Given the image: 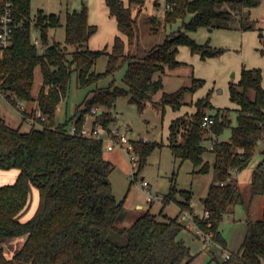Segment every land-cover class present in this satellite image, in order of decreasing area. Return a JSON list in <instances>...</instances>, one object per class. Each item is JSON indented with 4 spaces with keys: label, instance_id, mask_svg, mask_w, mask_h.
Wrapping results in <instances>:
<instances>
[{
    "label": "trees",
    "instance_id": "1",
    "mask_svg": "<svg viewBox=\"0 0 264 264\" xmlns=\"http://www.w3.org/2000/svg\"><path fill=\"white\" fill-rule=\"evenodd\" d=\"M145 2L128 0L125 5L123 0H105L128 46L137 43L139 38L137 15L132 14L131 8L136 6L139 13L145 9ZM30 3L31 0H15L11 43L0 47V100L3 97L17 107L21 116L19 124L12 126L0 107V169L18 170L14 182L0 185V239L25 236L21 248L12 257L0 248V264H17V261L26 264H190L194 255L176 236L186 225L180 218L181 213H194L189 204L191 191L172 185L164 195V203L174 200L179 205L180 211L175 216L162 210L155 214L147 209L129 225L120 226L117 222L125 215L124 199L117 200L113 194L109 174L115 165L105 158L104 143L68 130L74 123L79 131L93 106L100 110L96 121L104 125L112 123L115 120L112 108L119 96H126L140 111L147 104L161 113L166 106L179 110L189 103L185 100L187 94L194 95L203 86L204 79L192 76L190 85L163 91L158 100L153 96L163 88L162 74L184 63L178 59L180 47L186 46L200 59L219 56L225 50L198 43L187 31L200 26L255 29L249 8L257 5L258 0H175L174 10L163 20L151 15L148 20L154 25V31L161 23L177 20L182 21L180 27L141 54L130 48L125 50V40L120 34L115 35L110 50L90 49L88 41L97 28L88 21L86 5L66 12L63 41H49V29L61 25L60 15L37 9L32 16ZM2 11L0 2V14ZM32 26L38 31L39 43L34 42ZM259 52L264 56V42ZM101 55L107 57L106 68L95 72L93 66ZM125 63L122 80L126 87L117 86L112 78L108 85L90 89L74 115L64 122H55L57 107L68 96L73 72L77 85L87 87L113 76ZM37 66L41 69L42 86L35 96L32 85ZM262 80V68L242 66L239 78L229 81V99L237 106L234 109L237 121L230 126L228 139H215L209 148L204 145V140L210 139L201 126L206 112L215 117L211 134H221L230 124L223 112L231 108L214 109L211 89L194 102L191 99L194 111L174 117L168 127L167 145L174 157L180 162L190 160L194 173H213L202 197L203 210L209 216L199 218L195 213L193 219L222 248H226V241L219 231V223L235 205L244 203L233 172L247 167L257 152V142L264 136ZM36 107L46 116L45 121L35 117ZM25 122L30 127L22 130ZM132 143L138 155L134 180L148 155L161 143L141 138L133 139ZM206 150L213 153L212 160L205 159ZM250 186L252 196L264 198V160L252 170ZM33 188L38 193L37 205L28 218L21 219L31 207ZM218 263L264 264V203L262 216L248 220L239 249Z\"/></svg>",
    "mask_w": 264,
    "mask_h": 264
},
{
    "label": "rangeland",
    "instance_id": "2",
    "mask_svg": "<svg viewBox=\"0 0 264 264\" xmlns=\"http://www.w3.org/2000/svg\"><path fill=\"white\" fill-rule=\"evenodd\" d=\"M124 4L128 3V0H123ZM82 5H86L89 13V22L96 26V32L89 39L90 48H104L107 44H110V40L114 34L118 33L116 19L109 14L105 0H31L30 8L31 15L34 16L37 9H42L44 12H54L60 15L61 25L56 28L49 29V41L53 39L63 41L64 40V22L65 14L67 11L73 9H79ZM132 14L137 15V23L139 26V38L137 43L129 46L132 52H139L141 54L144 50L150 48L151 46L161 43L164 38L175 32L181 25V20H177L171 24L158 25L156 31H154V25L148 20L149 11L143 9L137 13L136 6L131 8ZM249 18L257 30L259 40L261 45L264 42V36L262 28H264V0H258V4L249 8ZM158 19V18H155ZM189 19L187 16L186 21ZM163 20V19H161ZM31 24H34V20H31ZM252 30V29H251ZM241 29H226V28H212L200 26L195 30L187 31V34L191 36L196 42L204 44L207 43L212 47H222L225 48L224 52L216 57H209L211 62L215 63L212 67L210 65L206 66L202 63H196L190 57L189 49H180L181 60L184 61L178 67L167 69L162 74L163 88L157 91L153 98L158 100L162 92H171L176 90L182 85H190L192 76H198L201 74L204 78L203 86L211 87L213 83L218 85V90L221 86L219 84L220 80L227 77L229 80H233L234 71H237L230 66L237 65L239 59V54L249 52V56L246 63H251L253 61H258V65L263 64L262 56L257 52L255 48H250V45H246L243 42ZM31 34L33 39L37 37L38 31L32 26ZM113 34V35H112ZM201 59V60H206ZM249 59L251 61H249ZM106 55H101L95 62L93 70L95 72H102L106 68ZM257 64V62H256ZM264 66V65H263ZM126 70V63L123 64L113 76H108L101 78L97 84L90 85L87 87H79L76 83V74L73 72L70 81L68 96L59 103L56 111L55 122H64L66 119L70 118L75 114L77 106L82 102L88 91L94 87H102L109 84V82L114 79V83L117 86L126 87L122 78ZM227 73V75H226ZM157 74L155 75V77ZM222 83V81H221ZM223 84V83H222ZM224 86L227 83L223 84ZM42 86V75L39 66L34 69V79L32 85L33 95H37L40 87ZM202 86V87H203ZM210 89H206V92ZM228 91V90H227ZM92 92L89 93V97ZM214 97V99H213ZM193 99V95L187 94L185 100L190 103ZM211 100L213 106L217 107H229L231 108V101L229 99L228 92H217L213 91L211 93ZM31 105H28V107ZM1 112L4 114L7 121L12 126H17L21 120L20 112L17 107H13L5 98L0 100ZM208 109V108H207ZM213 110V109H212ZM211 110V111H212ZM112 112L115 116V120L110 124L118 123L121 128L128 127V136L131 139H145L149 142L161 143L160 146H156L151 153L148 155L146 164L143 168L138 170L134 180H132V169L131 162L128 155L121 149L115 148L114 150H107L104 147V156L110 160L114 165L113 171L109 174V180L111 182L112 191L117 200L124 199V217L117 222L118 225H129V219L132 216H138L143 211L149 209L150 212L158 214L161 210L171 216H175L179 210V205L174 200H169L163 202V197L169 191L172 185L177 189H187L192 193V200L197 205L201 206L200 197L205 194L204 186L211 182L213 173L202 175L192 172L193 164L190 160L185 159L180 162V159L175 158L172 154L170 147L167 145V135H168V124L169 118L172 115V109L170 107H165L164 112L161 113L159 110L154 108L151 104H147L143 110H139L137 106L133 103L128 102L126 96H119L115 100V104L112 108ZM224 114L226 113L223 112ZM230 124L225 127L223 132L219 135L212 134L213 139H228L230 135V126L235 125L237 121L236 110L230 109ZM87 119L92 120V116L86 115ZM109 124V125H110ZM70 125V123H69ZM30 124L28 122L23 123L21 126L22 130L29 129ZM208 132V131H207ZM204 145L209 148L211 142L209 139L204 140ZM258 146V145H257ZM205 159L212 160L213 153L209 150L204 152ZM251 175V174H250ZM250 175L243 178V171L241 174V179L238 182L241 193L244 197L245 204H249V199L252 196L251 186H250ZM235 177V176H234ZM146 180L149 185L147 188L154 196L152 202L147 200L146 189L142 186L141 181ZM1 182L0 183H5ZM175 197L179 199V195L176 193ZM260 196L256 195V200L253 201V209L258 205V198ZM262 197V196H261ZM33 206L34 201L31 200ZM137 204H141L143 210L137 208ZM243 204V203H241ZM248 206V205H247ZM32 209V207H31ZM30 209V210H31ZM258 209V208H256ZM30 211L27 213L29 214ZM25 214L21 219H26L28 214ZM252 214H254L252 212ZM135 218V217H134ZM221 223V222H220ZM223 226V224H220ZM185 229V228H184ZM187 230V229H185ZM225 232L228 233V228H224ZM189 231V230H187ZM192 232V231H190ZM25 236H15L6 239H0V248H3L6 256L12 257L24 243ZM239 249V248H238ZM218 250V249H217ZM217 253V258L210 260L209 264H219L221 260L220 255ZM210 252H206L209 255ZM201 256L193 259L190 264H202ZM208 257V256H207ZM220 257V258H219ZM209 258V257H208ZM223 258V257H222ZM17 264H26L25 262L17 261Z\"/></svg>",
    "mask_w": 264,
    "mask_h": 264
},
{
    "label": "crops",
    "instance_id": "3",
    "mask_svg": "<svg viewBox=\"0 0 264 264\" xmlns=\"http://www.w3.org/2000/svg\"><path fill=\"white\" fill-rule=\"evenodd\" d=\"M106 8H107V6H106ZM107 10H108V8H107ZM88 20H89V13H88ZM117 30H118V28H117ZM262 31H263L262 35L264 36V28H262ZM257 32L258 31L255 30V29L243 30L242 31V38H243V42L246 43L247 46L250 45V48H252V49L255 48L257 50V52L260 54L259 48H261L262 45H261V41L258 38L260 36V34L258 35ZM117 34H120L119 30H118ZM117 34H114V35L112 34L113 36H112V38L110 40V44H107V46H105L107 50H110L112 42H113V39H114L115 35H117ZM121 36L125 40V50H128L129 46L127 44V39L123 35H121ZM88 46H89V41H88ZM182 47L185 48L184 46H181L180 49ZM89 48H90V46H89ZM90 49H95V48H90ZM247 56H249V52L246 55H245V53L239 54V59H238V61L236 63L237 65L229 67V68L235 67L234 69L237 70V71H234V73H233V75H234L233 81H236L239 78V73H240V69H241L242 66H246V67H260V68L263 69L262 84L264 86V66H263L264 65V56L261 55L262 58H263V64L261 66H256V65H258V61H253L252 64L251 63H246V61L248 59ZM190 58L193 61H195L196 63L197 62L198 63H202V64H204L206 66L210 65V67H212L215 64V63L209 61L210 58H207L206 60L203 61V60L200 59V57L198 55H195V54L194 55L191 54ZM178 59L180 61H183V60H181V57H180V50H179V54H178ZM249 61H251V60L249 59ZM256 62H257V64H256ZM194 75H193V77L204 78L201 74H198V76H194ZM226 75H227V73H226ZM227 77H229V75ZM227 77H225V79L219 81V84L221 86L219 91H217L219 88H218V85H216L215 83H213L211 87L203 86V87L199 88L194 93L192 102H194L198 97L203 96L206 93V89H211L212 92L214 91L216 94H217V92H219V93L220 92H228L227 91L228 90V83H229L230 80ZM221 81H222L223 84L227 83V85L224 86L221 83ZM213 99H214V97H213ZM192 102L183 105L179 110H173L172 109V115L169 118V123L174 117H176L178 115H182V114H185V113H189L190 114L191 112H193L195 107L192 105L193 104ZM211 102H212V100H211ZM212 104H213V102H212ZM231 104H232L231 105L232 109H235L237 107L234 103H231ZM32 106L35 107V103H33ZM166 107H169V106H166ZM225 115H227V117L230 119L229 111H226ZM168 127H169V124H168ZM257 145H258L257 146V152L252 156V158H251L249 164L247 165V167L244 168L241 171H238L237 173L233 172L232 176H235L237 182H239L240 179H241L240 177H241L242 171H243V178L246 179V177H248L251 174V172L254 169V167L259 162L264 160V137L261 140V142L259 144H257ZM209 173H206V174H209ZM206 174H202V175H206ZM17 175H18V170L17 169H14V168L13 169H8V170L0 169V181L1 182L6 181L5 183H0V185L14 182L16 177H17ZM208 183H210V182H208ZM208 185L209 184H205V186H204L205 194L207 192ZM202 197H200L201 206L199 208L197 203L193 202L192 193H191V200H190L189 204H190V207L192 208V210L194 211V213H196V214H201L202 211H203ZM34 199H35V204L33 206H31L32 209L30 207L31 210L29 209L30 212H29V214L27 213L28 217L34 211V209H35V207L37 205V202H38V193H37V189L36 188H33V193H32L31 200L34 201ZM255 200H256V196H251L250 199H249V202H248L249 204H247L248 206L245 204V202L243 204L235 205L224 216V218L221 221V223H219V231H220L222 237L226 241V248H222L220 245L218 246V245H215V244L212 245L209 248L208 247L205 248L203 243H202V240L195 233L187 231L184 228L179 231V233L177 234L176 238L184 241V243L190 248L191 254L194 255V259H196L197 257L201 256L200 258H201L202 264H209V261L207 262V259H210V260L216 259L217 258V256H216L217 253L216 252H218V254L220 255L221 259H222L223 251H227L228 253H231V252L235 253L238 250V248H239V246H240V244H241V242H242V240L244 238V235H245V232H246V224H247L248 220L258 219V218H260L262 216L264 198L260 196L257 199L258 200L257 201L258 205H257L256 208H258V209L255 208V210H254L253 209V206H254L253 204L254 203H252V202L255 201ZM150 202H152V201H150ZM31 205H32V203H31ZM137 208L140 209V210H143V207H142L141 204H137ZM179 211H180V208H179L178 212L176 213V215L179 213ZM252 212L254 214H252ZM165 214H167V213H165ZM167 215H169V214H167ZM169 216H171V215H169ZM134 217L136 218L137 216L136 215L132 216L128 220L129 221L128 223H131L135 219ZM220 224H223V226H221ZM224 228H228V233L225 232ZM206 252H210V254L206 255Z\"/></svg>",
    "mask_w": 264,
    "mask_h": 264
},
{
    "label": "built area",
    "instance_id": "4",
    "mask_svg": "<svg viewBox=\"0 0 264 264\" xmlns=\"http://www.w3.org/2000/svg\"><path fill=\"white\" fill-rule=\"evenodd\" d=\"M3 5V11L0 14V47L5 48L11 43V35L12 30L15 26L14 23V8H15V0H0ZM175 0H146L145 9L149 11V14L158 19H164L170 12L174 10ZM35 43H39L37 37L34 38ZM19 107H23L22 102H18ZM100 113L98 107L93 106L90 111V116H92V120H88L87 117L84 118L82 122V127L79 131L76 130L74 123L70 125L69 132L70 133H78L83 136L89 138L99 139L104 143V147L107 150H114L115 148H119L123 150L127 155L131 162L132 176L136 172L138 167V155L134 151V146L132 140L128 136V127L121 128L120 124H108L104 125L100 121H96L95 117ZM35 117L40 118L42 121L46 120V116L42 114L39 108H35ZM215 122V117L210 112H206L203 115L201 126L208 131L210 136L211 144L214 143L211 134V126ZM264 137V136H263ZM263 138H261L257 144L261 142ZM145 140V139H143ZM237 173V172H234ZM142 186L146 189L147 200L153 201L154 196L149 191L147 186L149 183L146 180L141 181ZM195 214V213H193ZM193 214L189 211H183L180 215V218L185 221V229L192 231L195 233L201 240L205 248H209L212 245H218L212 239V235L210 232H205L202 227L198 225V223L193 219ZM209 216V212L207 210H203L201 214H199V218H206ZM219 246V245H218ZM230 253L227 251H223L222 259L229 256Z\"/></svg>",
    "mask_w": 264,
    "mask_h": 264
},
{
    "label": "water",
    "instance_id": "5",
    "mask_svg": "<svg viewBox=\"0 0 264 264\" xmlns=\"http://www.w3.org/2000/svg\"><path fill=\"white\" fill-rule=\"evenodd\" d=\"M210 30L212 29V28H209Z\"/></svg>",
    "mask_w": 264,
    "mask_h": 264
}]
</instances>
